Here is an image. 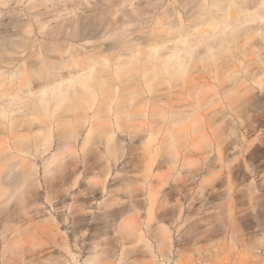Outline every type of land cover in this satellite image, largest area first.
<instances>
[{"label": "rangeland", "instance_id": "rangeland-1", "mask_svg": "<svg viewBox=\"0 0 264 264\" xmlns=\"http://www.w3.org/2000/svg\"><path fill=\"white\" fill-rule=\"evenodd\" d=\"M32 1L0 0V42L17 41L23 45L19 55H27L0 66V107L11 95L21 96L15 99L21 105L16 121L10 120L12 111L9 118L0 116V192L5 193L0 214L21 205L36 212L32 221L21 222L16 236L27 246L23 264H89L86 258L97 248L104 250L101 264H264V89L257 83L264 40L255 30L261 21L238 22L251 30L221 45L219 34L195 44L198 33L212 25L191 29L186 39L195 49L188 70L154 76L152 69L161 72L163 65H152L148 45L156 43L161 56L183 46L164 18L149 13L161 9V3L133 0L132 6L145 13L122 17L119 10L128 2L120 0L73 1L74 6L64 0ZM53 3L65 7L59 16ZM75 12L84 16L77 20ZM109 17L117 20L111 24ZM67 23L82 33L71 31L66 38L62 33L72 28ZM52 26L65 29L59 33L55 28L54 36ZM222 28L221 23L217 30ZM122 31L143 51L134 69L117 76L116 62L127 57H120L123 45L112 43ZM83 32L86 37L80 36ZM69 43L82 53L88 48L116 88L109 81L99 85L92 104L84 102L83 108L55 111L51 105L45 110L38 98L18 91L29 72L18 69L26 60L36 63L32 53L41 46L57 62V48ZM53 72L67 75L66 69ZM35 75L31 88L38 93L44 80ZM123 106L129 115L120 129L114 125L108 140L98 130L104 122L99 116L110 117L113 124L114 111ZM62 140L71 148L49 164ZM15 144L29 146L14 158L31 166L25 183L19 175H6L13 161L7 155ZM150 199L153 218L148 222ZM159 225L168 230V244L161 249ZM139 229L144 241L136 240ZM73 230L80 232L77 240Z\"/></svg>", "mask_w": 264, "mask_h": 264}, {"label": "bare ground", "instance_id": "bare-ground-1", "mask_svg": "<svg viewBox=\"0 0 264 264\" xmlns=\"http://www.w3.org/2000/svg\"><path fill=\"white\" fill-rule=\"evenodd\" d=\"M33 1L32 3H36ZM57 1L58 0H55L54 2ZM64 1L66 2L69 1V3H71L70 5L74 6L75 3L73 5L72 4L73 1L77 3H81L82 1H88V0H64ZM137 1L161 3V9L157 8L156 10H150L149 13L155 19L164 18L166 20L165 23L168 25V30L170 32L177 31L178 32L177 35L179 36L178 41L183 43L182 47H177V45H179L177 44L174 47L170 48V50L166 53V55L163 56H161L157 52L156 43L152 44L153 46L148 45L149 51H146V53L151 58L152 65L153 66H156L158 64L163 65V70H161V72L155 68L152 69L153 72L152 74L154 76H158L160 74L163 75L164 72H168L170 74L182 75L188 70L189 62L191 60V57L193 56L192 53L193 50L195 49V46L194 49L192 50L191 44H189V41L191 40L186 39V37H189V35L192 34L191 29L197 32L198 29L201 28L203 25H212V29H209L208 31H204L202 33H198L199 35L197 40L198 42L195 44L206 43L208 38L215 37L216 34H219L217 36L218 39L216 43H219L220 45L223 44V41H227V43L233 42L237 37L241 36V34L245 33V35H247V32L251 30L250 26L241 27L238 24V22L240 24H243L245 22H252L258 20L261 21V23H259L255 27V30L257 32H260L261 39L264 40V0H137ZM38 2L39 1H37V3ZM125 2L126 3L128 2L127 3L128 7L119 10L120 16L122 17L141 16L145 13V11L138 12L137 7L132 6L134 5L133 2L135 1L120 0V4ZM67 5L70 6L68 2ZM67 5L65 4L66 7ZM52 6H53V10L58 13L56 14V16L57 15L59 16L60 15L59 12L65 8L63 6L64 8L61 9L62 6L56 5V3H53ZM31 7H34V5ZM110 9L106 11L109 12L108 14L112 15L113 13L112 12L110 13ZM114 14L113 16H115ZM75 15H77V12H75ZM79 15L82 14H78L77 16ZM34 16H36V14H34ZM83 16H79L77 20ZM183 17L185 20H187L186 23L187 25L183 24ZM109 19L111 24H112V20L113 21L117 20L116 17L115 19L114 17H109ZM109 19L107 20L108 23L106 22L107 25L110 24ZM77 20L75 21L78 22ZM27 23H29V21H27ZM65 23L63 25H65ZM221 23L223 24V28L222 30L218 31L217 29L221 27ZM23 25H27V24L24 23ZM67 25L69 26L70 24L67 23L65 27H67ZM75 25H77V23ZM57 26L56 27L52 26V29H54L53 32L54 36H55V32H58L55 29L58 28ZM61 27L58 29L59 30L65 29L63 28V26ZM70 28L73 29V26L70 25ZM225 28L226 29L229 28L230 31H225ZM66 29L63 33L60 30L59 33L65 34L66 32L65 36L70 35L71 37V35H73L71 34L72 32L76 31L77 34V32L80 31L77 28H75V31L74 29L73 30L70 29V31H67ZM84 29L82 28L81 30ZM51 31L49 33H51ZM79 33H82V31L78 32V34ZM86 33L88 34V32ZM76 34H74L73 37H77L78 34L77 35ZM83 34H81L80 36L86 37L87 34L86 35ZM120 36H122L121 39H119V41L116 40V42L118 43L113 42L112 44L114 45H112V47H120V45H123L122 48L123 51L120 54V57L125 55L127 58L116 62L114 72L115 75L117 76L119 74H120L119 76H121L123 75V73L130 72L132 69H134L135 66L137 65L139 54L143 51L140 48L139 44L129 43V40L126 38L124 31L120 33ZM167 40L169 39H165V41ZM20 45L21 43L11 40L0 42V66L3 65L6 66V64L12 63V61H20L26 58L27 55L26 56L19 55L20 53L19 48L23 46ZM210 46L211 45L207 44L208 49L210 48ZM262 47H263V43L261 42L260 50L262 49ZM57 49L56 48L53 49V51L57 50L58 53V54L56 53L57 55L55 57L58 59L57 62L50 61L51 57L47 53L46 51L47 49H44L41 46L35 52L32 53L33 56L35 55L38 56L37 58H35L36 63H34V61L26 60L23 62V66L19 67L18 69L19 73H22V71H29L26 76L21 78L18 91H22V92L27 91L30 94L29 99H31L32 97L38 98V100L41 102L42 107H44L45 110H47L51 105H53L52 107L54 108L55 111L61 108H64V110L83 108L82 105L84 102L87 104L89 103L92 104V102L96 97V93L99 85H103L105 83H108L109 81L108 83L109 86L112 89L116 88L115 81L107 80V79L105 80L104 77L106 76V74L103 72L105 68L104 64H102L97 58H93L88 48H85L87 49L86 53H82L81 47L79 46L73 47V45L69 43L65 48H57ZM127 50H129V53H127ZM7 53L10 54L7 55ZM261 61L264 64L263 57L261 58ZM53 69H66L67 75L64 76L59 75L58 73L53 72ZM35 73L38 75V77L44 80V83L38 93L33 91L31 88V84L33 83V77L36 76ZM152 74L150 75L152 76ZM258 74L259 75H258L257 83L264 89V77H263L264 68L261 67ZM14 75H17L15 71L12 73V77H14ZM11 96L12 98H9L10 100L8 104L0 107V116L3 118H9L10 117L9 113L12 111L10 120L13 123L14 121H16L15 120L17 117L16 111L21 107V105L18 102H16L17 100L15 99L16 97L20 99L21 96L19 92ZM86 96H89L91 98L88 97L89 99H87L85 98ZM72 103H75L76 106L75 104H73L74 105L73 107L71 105ZM29 105L30 108L34 107V102L29 103ZM114 113H115V122L113 124L112 121H110V117L105 118L99 116L100 119H104V122L100 123L98 130L106 132L108 136V140H112L114 137V133H115L114 125L120 129L121 125L123 124L124 117H127L129 115V112L125 109V106H123L121 109L119 108L116 109ZM140 114L145 116L146 112L143 110ZM83 122L84 121H82V123ZM79 126H81V123L76 125V127ZM79 133H80V129H76V135H78ZM71 134L74 136L73 133ZM262 136H264V133H262ZM71 145L72 143L64 140L58 143L57 146L58 150L54 155H52L48 159V163L56 164L57 161L62 160L64 157H61V155L66 151H68L71 148ZM14 146H15L13 148L14 150L9 151L7 155L8 158L13 159V161L8 163L9 167L6 175H10V174L19 175V177L22 179V182L25 183L27 179V175L29 174L28 172L31 170V166L23 167V165L21 166L18 163V161H16V159L14 158L16 156L17 151L19 152V151L27 150L29 146H27V149L24 146H19L17 144H15ZM18 168L19 170H17ZM6 189L7 186L2 190L5 191ZM2 193L5 194L4 192H0V197L2 196ZM7 198H9V194L8 196H6V199ZM2 201H4V199H0V202ZM153 203H154L153 199H150V206L148 209V222H150V220L153 218ZM35 214L36 212L29 211L28 209L23 207V205L19 207H15L11 210H7L5 212H2V214H0V264L24 263V261L27 258V252H28V250H26L27 246L23 244L22 240H16V236L17 234L22 232L20 228L22 226L21 222L32 221L35 218L34 217ZM167 231H168L167 228L163 225H159V227L156 229V234H157L156 241L158 243V248L160 249H161V245H163L164 243L168 244ZM79 235L80 232L78 230H73L74 240H77V237ZM136 237H137L136 238L137 241L143 240V234L140 229ZM34 245L35 244H30L28 245V247H32ZM97 245L99 244L95 242L94 246ZM102 253H104L103 249L101 248L94 249L90 252V256H88L86 260L89 262V264H101L103 259ZM50 264H62V263H59L55 260V261H51Z\"/></svg>", "mask_w": 264, "mask_h": 264}]
</instances>
